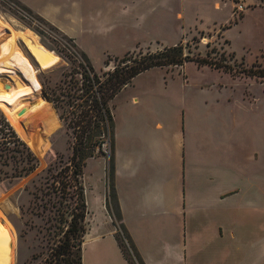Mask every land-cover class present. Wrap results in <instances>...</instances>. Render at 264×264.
Wrapping results in <instances>:
<instances>
[{"label": "crops", "instance_id": "obj_1", "mask_svg": "<svg viewBox=\"0 0 264 264\" xmlns=\"http://www.w3.org/2000/svg\"><path fill=\"white\" fill-rule=\"evenodd\" d=\"M93 1L105 0L88 5ZM106 1L123 17L100 20V30L122 20L145 34L156 30L127 51L156 41L173 46L185 33L177 12L171 29L177 38L167 43L160 37L165 18L149 17L166 6L162 1L142 8L146 0ZM174 68L181 77L169 76L171 67H153L111 99L112 177L104 187L102 174L96 213L87 212L82 264H128L115 237L120 224L144 264H264V89L252 95L246 86L243 111L222 67L186 61ZM152 71L160 77L146 76ZM206 73L214 77L205 80ZM111 186L118 222L108 210Z\"/></svg>", "mask_w": 264, "mask_h": 264}, {"label": "rangeland", "instance_id": "obj_2", "mask_svg": "<svg viewBox=\"0 0 264 264\" xmlns=\"http://www.w3.org/2000/svg\"><path fill=\"white\" fill-rule=\"evenodd\" d=\"M160 1L166 6H156L149 17L150 21L165 18L167 31L161 28L160 37L167 43L177 38L171 29L179 12V24L185 33L177 44L182 45L183 56L193 62L205 59L212 65L226 64L225 76L235 82L232 85L235 103L245 111L247 105L242 104L241 97L246 86L252 95H259L264 89L260 78L252 76L256 80L248 81L250 78L242 77L264 67V0H146L139 2V8L158 5ZM88 2L0 0V114L38 158V167L24 177H13L15 163L0 161V264H39L61 236L60 212L64 207L60 205V194L52 191L50 183L51 175L72 154V128L61 114L70 109L65 101L72 84L80 78L77 73L80 64L88 60L100 74L113 67L115 57L127 52H156L163 48L156 41L127 51L125 48L140 39L157 35L156 30L150 27L145 34L125 20L112 30H100V20L123 16L118 6L106 0L99 4ZM170 67L173 70L167 73L169 76L172 72L182 76L176 66L167 68ZM152 72L146 76L160 77L159 71ZM202 77L206 80L214 75L206 73ZM54 96L63 98V103L56 106L51 100ZM259 107L264 110V99ZM106 138L111 145V132ZM110 154L95 148L96 159L88 158L83 167L90 216L96 213L93 202L102 185L99 183L102 174L104 187L106 177H112ZM117 230L120 232V228ZM122 243L126 246L124 238Z\"/></svg>", "mask_w": 264, "mask_h": 264}, {"label": "trees", "instance_id": "obj_3", "mask_svg": "<svg viewBox=\"0 0 264 264\" xmlns=\"http://www.w3.org/2000/svg\"><path fill=\"white\" fill-rule=\"evenodd\" d=\"M87 60L86 56L83 55ZM112 68L100 74L94 71L87 60V64H80L77 71L80 78L71 86L69 98L65 103L70 109L65 110L61 117L72 128V154L62 167L51 175V189L59 193L62 199L60 219L61 236L44 261L39 264H82L81 243L86 231L85 218L87 204L83 185V167L88 158L94 156V150L108 134L113 135V120L109 101L125 85L139 73L153 67L179 66L184 61H190L182 54V45L165 46L156 52H127ZM199 64L226 69V64L212 65L205 59L198 60ZM228 69V68H227ZM248 74V73H247ZM264 79V67L248 74ZM56 106L63 102L59 96L51 97ZM30 147H28L27 145ZM31 149V150H30ZM19 135L7 118L0 114V161L8 164L15 163L13 177H24L38 167L37 153ZM39 156V155H38ZM110 176L112 175V159L110 158ZM109 212L120 219L117 200L111 186ZM120 233V234H119ZM121 251L128 264H144L133 245L123 225L115 235ZM124 238L126 246L122 243Z\"/></svg>", "mask_w": 264, "mask_h": 264}, {"label": "built area", "instance_id": "obj_4", "mask_svg": "<svg viewBox=\"0 0 264 264\" xmlns=\"http://www.w3.org/2000/svg\"><path fill=\"white\" fill-rule=\"evenodd\" d=\"M97 150L107 154L111 153V145L108 138L103 137L102 141L97 145Z\"/></svg>", "mask_w": 264, "mask_h": 264}, {"label": "water", "instance_id": "obj_5", "mask_svg": "<svg viewBox=\"0 0 264 264\" xmlns=\"http://www.w3.org/2000/svg\"><path fill=\"white\" fill-rule=\"evenodd\" d=\"M23 111H24V108L19 112L20 114H22L23 113Z\"/></svg>", "mask_w": 264, "mask_h": 264}]
</instances>
